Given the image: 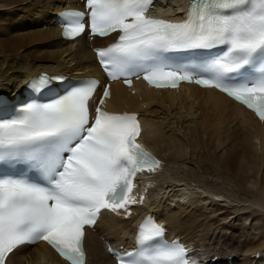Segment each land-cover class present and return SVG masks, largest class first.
I'll return each instance as SVG.
<instances>
[{"label": "snow or ice", "instance_id": "snow-or-ice-1", "mask_svg": "<svg viewBox=\"0 0 264 264\" xmlns=\"http://www.w3.org/2000/svg\"><path fill=\"white\" fill-rule=\"evenodd\" d=\"M153 0H86L88 13H60L63 34L76 38L118 33L115 43L96 49L110 79H144L156 87L181 81L215 88L264 119V0H191L185 19L173 22L146 13ZM221 54L212 50L221 48ZM189 51L181 64L164 54ZM207 52V55H200ZM61 76L41 74L29 82L40 91ZM95 79L79 82L50 102H31L10 119H0V264L20 247L44 240L71 264H85V226H95L101 210L127 214L143 203L132 195L137 172H154L160 162L137 143L136 114L106 111L107 87L94 114ZM7 102L0 97V110ZM24 167L42 178L8 174ZM165 229L146 218L136 249L109 248L120 264H196L189 250L164 239Z\"/></svg>", "mask_w": 264, "mask_h": 264}, {"label": "bare ground", "instance_id": "bare-ground-1", "mask_svg": "<svg viewBox=\"0 0 264 264\" xmlns=\"http://www.w3.org/2000/svg\"><path fill=\"white\" fill-rule=\"evenodd\" d=\"M161 2L167 9L175 4ZM84 4L0 0V93L23 96L27 80L42 70L74 77L100 73L92 45L110 40L92 42L83 35L65 41L57 27L59 10ZM108 105L140 115L139 142L162 165L138 174L134 194L144 202L129 206L130 215L105 210L88 230L87 264H115L105 241L124 244L135 218L147 212L168 234L199 249L200 257L213 258L212 264H264V177L251 171L256 149L264 155V119L225 94L196 85L157 89L143 82L131 88L113 83ZM240 151L243 159L234 161ZM8 264L70 263L40 242L11 253Z\"/></svg>", "mask_w": 264, "mask_h": 264}, {"label": "rangeland", "instance_id": "rangeland-1", "mask_svg": "<svg viewBox=\"0 0 264 264\" xmlns=\"http://www.w3.org/2000/svg\"><path fill=\"white\" fill-rule=\"evenodd\" d=\"M240 149H241V146L239 147ZM202 150V149H201ZM258 150H259V152H258ZM225 151V150H224ZM202 152L203 153H205L204 152V150H202ZM241 152V153H240ZM239 153H240V156H238L239 154H237V156L235 155H233V158H235L234 159V161H240L241 159H243L242 157H243V154H242V151H240ZM226 153V152H225ZM262 153H261V150H260V148H257L256 149V152L255 153H253L252 154V160H251V162H252V172H259L260 174H259V177H264V155H263V157H262V155H261ZM264 154V153H263ZM205 156V155H204ZM249 156H251V154L249 155ZM238 158V159H237ZM248 158L249 157H246V161H248V162H250L249 160H248ZM259 160V161H258ZM262 160V161H261ZM261 165V166H260ZM232 167H234L233 165H232ZM250 171V172H251ZM139 182L140 183H142V180H139Z\"/></svg>", "mask_w": 264, "mask_h": 264}]
</instances>
